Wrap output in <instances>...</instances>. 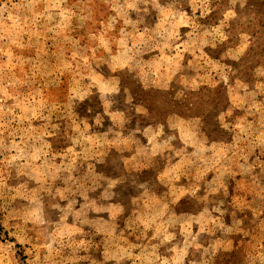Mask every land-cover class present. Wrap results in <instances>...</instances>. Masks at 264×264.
<instances>
[{"label":"rangeland","instance_id":"obj_1","mask_svg":"<svg viewBox=\"0 0 264 264\" xmlns=\"http://www.w3.org/2000/svg\"><path fill=\"white\" fill-rule=\"evenodd\" d=\"M0 264H264V0H0Z\"/></svg>","mask_w":264,"mask_h":264}]
</instances>
